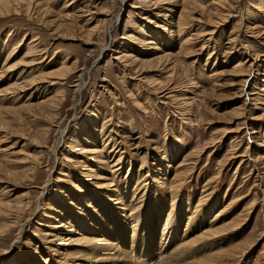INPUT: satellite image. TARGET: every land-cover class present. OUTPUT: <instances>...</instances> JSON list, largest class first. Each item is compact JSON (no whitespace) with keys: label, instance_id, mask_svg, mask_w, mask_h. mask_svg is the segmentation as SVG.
Segmentation results:
<instances>
[{"label":"rangeland","instance_id":"obj_1","mask_svg":"<svg viewBox=\"0 0 264 264\" xmlns=\"http://www.w3.org/2000/svg\"><path fill=\"white\" fill-rule=\"evenodd\" d=\"M7 67L0 264H264V0H0Z\"/></svg>","mask_w":264,"mask_h":264},{"label":"bare ground","instance_id":"obj_2","mask_svg":"<svg viewBox=\"0 0 264 264\" xmlns=\"http://www.w3.org/2000/svg\"><path fill=\"white\" fill-rule=\"evenodd\" d=\"M170 1H176V0H160V2H162V4H166V3H168V2H170ZM180 1V0H179ZM181 1H184V0H181ZM159 3V2H158ZM3 11H5V10H3ZM177 28H180V25L177 27ZM176 28V29H177ZM188 41V40H187ZM186 41V42H187ZM185 41L183 42V43H186ZM148 44H151V43H148ZM248 61V60H247ZM247 61H241V62H239V63H237V65L235 66V67H238V68H240V67H242L243 65H245L246 63H247ZM254 66V65H253ZM241 69V68H240ZM240 69H237L236 68V72L238 73V72H240L241 70ZM8 72H11L10 70H9V67H7L5 70H3L1 73H0V77H2V76H5L6 74ZM9 74V73H8ZM80 80V79H79ZM263 81V80H262ZM17 83V82H16ZM15 82L13 83V85H11V88L10 89H14V88H12V87H14V85H15V88L17 87L18 88V84H16ZM243 84H244V82H243ZM79 87V86H78ZM16 88V89H17ZM80 88V87H79ZM79 88H76L77 90L79 89ZM22 88L20 87L19 88V91L21 90ZM110 136V135H109ZM111 137V136H110ZM93 149H96V148H93ZM96 151V150H95ZM94 151V152H95ZM88 153V152H87ZM90 153V152H89ZM93 153V152H92ZM91 154V153H90ZM90 156V155H89ZM258 157V156H257ZM90 158H92V157H90ZM101 161V160H100ZM103 161H104V159H103ZM98 162V161H97ZM102 162V161H101ZM118 162V161H117ZM99 163V162H98ZM117 164V163H116ZM105 179V178H104ZM108 183V182H107ZM118 200V199H117ZM119 204H123V202L119 199ZM112 207V206H111ZM110 207V208H111ZM123 207H124V205H123ZM126 209V208H125ZM110 210V212H111V215H112V217H115V219H116V217H121L123 214H121V213H124L123 211H125L123 208H121L120 210H122V211H118L117 213H114V212H112V209H109ZM130 211H132V208L131 209H129ZM128 210V211H129ZM134 213H136V211H133ZM133 213V214H134ZM168 217H169V214L167 215ZM130 216H128V219L126 218V220L127 221H129V219L131 218L132 219V221H129V223H128V225H118V224H116V222L115 221H112V224H113V226H112V228H114L115 230H114V233H116V235H117V240H119V243L118 244H116L114 247H113V250L111 251V250H108L109 249V247L107 246L108 244L106 243V242H104L103 241V237H95V238H89V237H87L85 234H83V233H76V234H78V238H74V239H71L70 240V238H68L70 241H72L73 243H77V244H79V245H85V246H87L88 248H90V244L91 243H93V244H96L95 245V254L97 255V256H99V255H102V257H105L106 259H113V261L117 264V263H119V261H120V259L124 256L125 258L128 256V252H126V249L124 250L123 249V245L124 244H126L127 246H128V244L130 245V243L132 244V247L133 246H135V245H137L138 247H137V250H136V252H131L132 254H133V256H134V259H136L134 262H133V264H141V263H138L139 261H140V259H139V261L137 262V260H138V258L136 257L137 255H140V256H142L143 255V259L145 258V257H148L149 256V254H151V248L150 247H153V245H154V237H152V233H153V231H152V229H153V227L152 226H150L149 225V223L148 224H146L145 223V218L147 217V216H145V217H143V219H141V217L140 216H137V217H133V215H131V217L129 218ZM167 217V218H168ZM166 218V219H167ZM165 219V220H166ZM171 220H173V219H171ZM114 222V223H113ZM132 225L133 224V229L132 228H130L132 231H131V233H132V236L134 235V234H139V235H141V239L139 240V242H138V238H137V241H132V242H129L128 241V243H126L125 242V239H126V232L129 230V225ZM179 224V222H178V220L177 221H170L167 225H164L165 226V230H166V232H168V234L169 235H172V237H171V243H174V241L176 240L175 239V236H174V234H172V231L175 229V227L177 226ZM164 228V227H163ZM165 236V234H162V236ZM103 236V235H102ZM175 239V240H174ZM67 240V239H66ZM65 240V241H66ZM162 241V240H161ZM164 241V240H163ZM164 244V243H163ZM92 246V245H91ZM131 247V248H132ZM163 247V246H162ZM162 247H160V250H161V248ZM93 249V248H92ZM245 250V249H244ZM146 253H148V254H146ZM79 254V253H78ZM131 254V255H132ZM160 254V253H159ZM76 256H77V254H75ZM161 255V254H160ZM166 257V256H165ZM120 258V259H119ZM129 258V257H128ZM127 258V259H128ZM140 258V257H139ZM142 261V260H141ZM125 262V261H124ZM128 262H129V260H128ZM130 263V262H129ZM143 264V263H142ZM160 264H172V262L171 261H168L167 259L164 261H162Z\"/></svg>","mask_w":264,"mask_h":264}]
</instances>
